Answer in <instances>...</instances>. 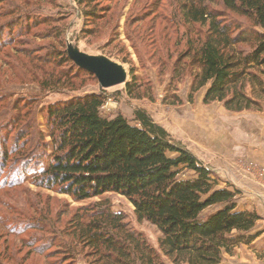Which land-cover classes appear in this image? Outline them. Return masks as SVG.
<instances>
[{
	"label": "trees",
	"instance_id": "1",
	"mask_svg": "<svg viewBox=\"0 0 264 264\" xmlns=\"http://www.w3.org/2000/svg\"><path fill=\"white\" fill-rule=\"evenodd\" d=\"M78 1L81 5L97 0ZM204 1L189 0L182 6L188 22L208 29L201 41L186 43L184 58H190L191 66L198 70L187 102L191 104L193 96L206 88L204 105L222 103L230 113L261 112L264 0H221L226 10L248 24L235 22V28L219 22L222 16L209 10ZM15 7L13 4L0 14L7 19L0 26V37L6 30L3 48L36 27L32 13L15 18L19 16ZM94 13L89 10L84 15ZM61 49L40 61L60 69L59 78L40 82L41 89L74 90L73 79L80 75L96 80L69 60L65 44ZM18 53L29 64L35 63L29 53ZM3 56L10 58L9 52ZM124 92L129 98H142L133 76ZM105 102L104 93H90L50 103L43 110L49 142L36 127L32 110L16 104V115L2 126L15 131L16 136L10 150L6 146L0 150L3 167L11 156L15 165L20 163L24 169L44 160L45 165L31 178L38 188L69 196L75 202L105 194L125 198L138 223L148 222L159 231L158 249L172 264H222L224 254L231 256L235 249L250 246L260 237L262 232L256 229L262 218L255 210L237 209V190L228 184L221 187L216 173L145 111L135 109L132 122L121 114L106 117L101 113ZM172 104L179 106L182 101L174 96ZM63 236L70 241L63 242L60 237L61 245L70 250L75 246L87 249L94 259L91 264H164L142 234L129 230L125 215L112 212L106 201L75 214L63 228Z\"/></svg>",
	"mask_w": 264,
	"mask_h": 264
},
{
	"label": "rangeland",
	"instance_id": "2",
	"mask_svg": "<svg viewBox=\"0 0 264 264\" xmlns=\"http://www.w3.org/2000/svg\"><path fill=\"white\" fill-rule=\"evenodd\" d=\"M78 2L5 0L0 3V14H5L15 4L16 15H19L15 18L32 13L36 24L28 35L17 38L16 43L8 48L2 47L6 30L0 37V135L3 137H0V150L3 146L10 150L14 145L15 131L2 126L13 114L16 115L13 109L16 104L32 110L36 127L44 134V141L49 142L43 118L46 106L71 96L104 93L106 102L101 113L106 117L121 114L132 122L133 111L141 109L154 122L158 121L156 113H161L166 124L177 115L191 111L196 115L199 127L202 124L211 130L213 126L211 134L217 144L222 141L223 153L220 154L225 157L223 162L227 161L231 170L229 174L232 172V176H224L228 182L223 184L220 180L221 187L234 182L235 173L240 176L242 171L262 170L255 165V160L259 154L264 155V135L260 134L264 107L261 112L230 113L222 103L204 105L206 88L193 96L191 104L187 102L193 76L198 70L191 66L190 58H184L186 43L201 41L208 30L207 25L191 24L185 18L182 6L189 0H97L81 5ZM204 4L217 16H222L219 22L231 24L234 28L235 22L248 25L226 10L221 0H205ZM89 10L95 15L85 16L84 12ZM6 20L1 17L0 26ZM66 42L74 43L83 53L105 55L123 65L128 72L127 81L132 76L136 78L142 98H129L124 85L101 90L96 80L88 75L73 79L74 90L41 89L40 82L59 78L60 69L40 61L61 51ZM19 51L29 53L35 63L29 64ZM5 52H9L10 58L3 56ZM174 96L182 101L181 105L172 104ZM197 149L201 151L199 147ZM14 158L11 156L5 167L0 158V185L5 183L0 188V264H91L94 259L87 249L80 246L67 249L61 245L60 237L63 242L70 241L69 237L62 238L63 228L75 214L90 210L100 201H106L112 212L123 213L129 230L142 234L164 264H172L158 249L159 231L148 222L138 223L132 205L125 198L105 194L75 202L69 196L31 183L35 171L45 165L44 160L39 166L31 163L24 169L20 163L15 165ZM11 178L15 180L10 182ZM256 230L263 233L264 222H260ZM259 247H255L256 250L240 246L231 256L224 254L222 264H263L248 261V255L254 251H257V260L262 258L263 250Z\"/></svg>",
	"mask_w": 264,
	"mask_h": 264
},
{
	"label": "crops",
	"instance_id": "3",
	"mask_svg": "<svg viewBox=\"0 0 264 264\" xmlns=\"http://www.w3.org/2000/svg\"><path fill=\"white\" fill-rule=\"evenodd\" d=\"M160 115L161 113H156L158 121L155 120V122L153 121L154 123L162 127L175 141L183 145L205 167L215 171L223 184L228 182L226 180L227 178L224 176L230 177L232 176V172L229 174L231 170L226 165L227 161L223 162V158L225 157L220 154L223 153L221 148L222 141L217 144L214 139V134H211L213 126H211L212 129L210 128L211 130H208V127L206 128V126L202 124L199 127V125L196 124L198 121L196 115L191 111L189 113L176 114L177 116L174 117L173 121L167 122L166 124H164L165 121ZM200 118L202 117L200 116ZM203 119H205V117H203ZM260 134L264 135V121ZM197 147H199L201 151L197 149ZM219 156L221 160L217 159ZM255 161V165L263 169V173L260 174L258 172L259 169L255 171H242L239 173L240 176L235 173V181L230 182V186L239 192V195L236 197L237 209L248 211L255 210L262 218L260 222H264V189L263 186H261L262 183L264 184V155L259 154ZM259 245L261 246L259 247ZM255 247H259L263 250V256L261 255L260 257L262 258H258L257 260V251H254L255 253L248 255V261L262 262L264 264V232L250 245L251 249L257 250Z\"/></svg>",
	"mask_w": 264,
	"mask_h": 264
},
{
	"label": "water",
	"instance_id": "4",
	"mask_svg": "<svg viewBox=\"0 0 264 264\" xmlns=\"http://www.w3.org/2000/svg\"><path fill=\"white\" fill-rule=\"evenodd\" d=\"M65 50L69 60L76 67L94 76L101 90L126 84L128 72L123 65L105 55L83 53L72 42H66Z\"/></svg>",
	"mask_w": 264,
	"mask_h": 264
},
{
	"label": "built area",
	"instance_id": "5",
	"mask_svg": "<svg viewBox=\"0 0 264 264\" xmlns=\"http://www.w3.org/2000/svg\"><path fill=\"white\" fill-rule=\"evenodd\" d=\"M258 172H259L260 174H262V173H263V169H262V170H259Z\"/></svg>",
	"mask_w": 264,
	"mask_h": 264
}]
</instances>
